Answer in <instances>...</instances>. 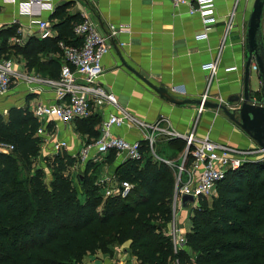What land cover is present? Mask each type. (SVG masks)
Wrapping results in <instances>:
<instances>
[{
  "label": "trees",
  "instance_id": "trees-1",
  "mask_svg": "<svg viewBox=\"0 0 264 264\" xmlns=\"http://www.w3.org/2000/svg\"><path fill=\"white\" fill-rule=\"evenodd\" d=\"M69 7L50 16L54 38L19 45L9 42L17 38L14 27L2 30L0 59L20 56L28 71L58 80L64 64L59 43L81 44L73 30L82 17L68 15ZM39 126L28 108L0 114V144L13 147L0 153V264H83L88 255L112 256L123 245L138 264H264V160L228 171L216 196L199 200L185 236L190 256L175 252L167 235L177 171L153 159L145 141L139 160H125L114 171L117 185L133 186L129 195L104 198L106 184L97 178L115 154L87 162L79 186L71 174L81 166L79 156L59 151L43 157ZM95 126L92 118L76 123L89 138L82 146L100 136Z\"/></svg>",
  "mask_w": 264,
  "mask_h": 264
},
{
  "label": "crops",
  "instance_id": "crops-1",
  "mask_svg": "<svg viewBox=\"0 0 264 264\" xmlns=\"http://www.w3.org/2000/svg\"><path fill=\"white\" fill-rule=\"evenodd\" d=\"M190 2L193 4V0ZM249 2L216 0L217 22L206 31V39L197 40V36L205 29L201 19L197 15H189L188 7L174 8L167 0H54V10L69 3L68 15L80 14L81 17L92 19L103 34L107 33L109 25L129 28L128 32L121 33L113 40L110 52L102 59L103 74L99 85L105 92L115 96L117 106L91 105L93 114L90 118L96 120L95 130H99L101 122L109 114L125 117L126 125L113 130V134L128 142H143L146 134L151 132L149 128L156 127L150 155L155 160L174 164L184 155V137L191 133L198 140L208 137L213 142L228 144L236 150H256L255 143L222 111L206 107L198 115L197 105L171 102H194L207 93V102L224 105L230 111L238 108L230 100L241 99L243 94L245 30L251 11ZM34 10V16H24L19 14L16 5L0 0V32L14 27L17 33V38L9 42L22 45L31 38L40 40L37 27L31 24L33 20L46 21L52 33L50 38L56 36L52 30L53 23L50 22L52 13L39 12L37 8ZM262 34L264 41V12ZM13 61L17 73L25 77L34 76L39 82L28 83L22 77L14 80L10 90L0 95L1 115H6L14 107L31 111L37 105H52L59 101L51 87L45 84L51 81L46 75L28 71L25 60L20 56ZM212 63L216 66L215 74L208 83L209 72L202 67ZM253 72L257 75L256 70H252L250 81L253 92H258L259 80ZM156 88H163L166 94L157 93ZM80 121L84 120L71 123L49 121L47 132L54 134V138H44L41 154L50 157L54 140H62L67 143L63 151L71 157L77 156L84 142L89 139L77 130L76 123ZM169 133L176 136L170 137ZM158 144L161 145L162 153L167 154L168 149H172L177 154L170 160L162 159L155 151ZM259 157H264V154H259ZM121 163L115 158L113 163L101 167V172L105 167L110 169L107 171L111 176L110 187L117 186L114 171ZM185 216L188 215L182 213L179 223L175 221L174 226L183 237L191 229V221L190 229L184 227ZM172 227V224L169 225L168 231ZM183 251L191 256L186 247ZM83 264L138 262L129 255L127 245H123L114 247L112 256L101 253L88 255L84 257Z\"/></svg>",
  "mask_w": 264,
  "mask_h": 264
},
{
  "label": "built area",
  "instance_id": "built-area-1",
  "mask_svg": "<svg viewBox=\"0 0 264 264\" xmlns=\"http://www.w3.org/2000/svg\"><path fill=\"white\" fill-rule=\"evenodd\" d=\"M174 8L188 7L189 15H197L205 28L202 34L197 36V40L207 38L209 28L217 22L215 10L216 0H167ZM246 1V0H245ZM7 4L16 5L19 14L24 16H34V8L39 12L54 11V0H4ZM31 24L37 27V36L40 40L50 38L51 30L46 21L33 20ZM127 26L115 27L109 25L107 33H101L98 25L90 18L82 17V21L75 25L74 35L80 39V46H67L59 43L64 64L61 66L60 78L58 80L46 81L45 84L51 87L55 94L57 103L52 105H37L32 108L31 113L37 119L40 126L37 130L38 136L44 143L45 137L54 138V134L47 132L49 121H60L71 123L76 120H86L93 114L91 105L117 106L115 96L107 93L99 85V79L103 74L102 59L111 50L113 40L118 35L128 32ZM122 45V44H121ZM12 60L0 59V95L6 94L14 80L20 77L30 82H39L36 77H25L17 73L13 68ZM215 64H207L202 67L209 72L210 77L215 74ZM209 100L208 94L204 93L201 104L197 106V114L205 111L204 104ZM126 125L123 116L109 114L100 124V136L91 143L82 146L78 156L81 166L87 162L96 163L102 161L110 152L115 154V158L121 160L136 161L141 158V145L139 142H128L125 139L115 136L113 130ZM151 131L146 134L145 142L149 150L154 144V133L156 127H150ZM170 137L176 136L169 133ZM185 152L180 158L179 164L163 161L171 168H175L176 183L172 199V209L177 211L181 207L183 196L192 197L195 201L200 199H211L216 195V187L221 182L228 171H236L247 162H257L264 160L259 154H264L258 148L240 151L232 148L228 144H221L211 141L208 137L196 139L193 133L184 137ZM67 148V143L62 140H54L51 146V156ZM13 150L10 145L0 144V153H8ZM97 183L105 184L103 180ZM133 186L128 182L108 187L105 190V197L126 198ZM193 203V202H192ZM189 204V203H188ZM187 204V206H188ZM173 227L167 232L171 238L175 252L182 251L186 246L185 237L181 236L175 229L176 213L172 215Z\"/></svg>",
  "mask_w": 264,
  "mask_h": 264
},
{
  "label": "water",
  "instance_id": "water-1",
  "mask_svg": "<svg viewBox=\"0 0 264 264\" xmlns=\"http://www.w3.org/2000/svg\"><path fill=\"white\" fill-rule=\"evenodd\" d=\"M264 12V0H254L249 13L245 30V55H244V81L242 98L231 99L230 102L236 103L238 108L230 111L224 105L206 102L207 108L218 109L233 122L249 139H251L257 148L264 152V41L262 34V18ZM252 70H256L259 80L258 92L250 89V76ZM147 83L146 81H144ZM159 94H166L163 88H156ZM169 99V98H168ZM171 100V99H169ZM177 105L194 104L199 106L198 101L185 100L177 102L171 100ZM240 105V106H239ZM84 177L77 174L75 181L79 186L83 185ZM192 197L183 196L181 199L182 207L186 208L188 203H192Z\"/></svg>",
  "mask_w": 264,
  "mask_h": 264
},
{
  "label": "rangeland",
  "instance_id": "rangeland-1",
  "mask_svg": "<svg viewBox=\"0 0 264 264\" xmlns=\"http://www.w3.org/2000/svg\"><path fill=\"white\" fill-rule=\"evenodd\" d=\"M253 2H254V0H250V10H251V8H252V5H253ZM14 59H12V61H13ZM15 61H13V63H14ZM253 74H255V76H256V78H257V75H256V73H254L253 72ZM258 80V79H257ZM250 89L252 90V91H254L253 90V86H252V83H251V81H250ZM258 89V88H257ZM172 150V149H171ZM170 149H168V151H167V154L166 153H162L161 152V145H156L155 146V151H156V153L159 155V156H161V158L162 159H172L175 155L174 154H177L176 152H173V151H171ZM43 157H44V155L43 154H41ZM46 156V155H45ZM181 160V159H180ZM180 160H178V161H176V164L177 163H180ZM101 161L99 160V161H97L96 163L97 164H99ZM95 163V164H96ZM83 166H81V168H80V166H78V168L77 167H74L72 170H71V174H72V176L75 178L76 177V173L78 174V173H82V170H83V168H82ZM104 167V166H103ZM110 169H109V167H105V169H103V171L102 172H100V174H99V176H98V178H97V182L99 181V180H102L103 178H105V180L103 179V181L105 182V184H106V189L109 187V185H110V183L109 182H111L110 181V178H111V176H109L108 175V172L107 171H109ZM74 181H75V179H74ZM75 183H76V181H75ZM104 198H106L105 196H104ZM212 199V198H211ZM211 199H208V201L210 202L211 201ZM199 207H200V204H199V200L198 201H193V203H189L188 204V206L186 207V208H183L182 206L181 207H177V211H174L173 209H172V215L174 214V212L176 213V221H178L177 223H179V218H180V216H182V213H185L186 215H188L187 217L185 216L184 217V224H185V229L186 230H188V227H189V229H190V213L193 211V210H196V209H199ZM173 219V218H172Z\"/></svg>",
  "mask_w": 264,
  "mask_h": 264
}]
</instances>
